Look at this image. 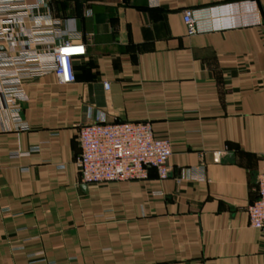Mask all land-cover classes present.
Returning <instances> with one entry per match:
<instances>
[{"label":"crops","instance_id":"crops-1","mask_svg":"<svg viewBox=\"0 0 264 264\" xmlns=\"http://www.w3.org/2000/svg\"><path fill=\"white\" fill-rule=\"evenodd\" d=\"M39 11L73 27L85 53L71 84L23 82L27 132L5 130L0 113V264H264L246 214L264 153V0H48ZM97 116L149 122L170 144L167 178L148 168L143 180L80 183L77 127Z\"/></svg>","mask_w":264,"mask_h":264},{"label":"built area","instance_id":"built-area-1","mask_svg":"<svg viewBox=\"0 0 264 264\" xmlns=\"http://www.w3.org/2000/svg\"><path fill=\"white\" fill-rule=\"evenodd\" d=\"M47 1L0 0V113L7 118L5 130H29L20 117L21 104L26 101L24 81L52 74L56 83L71 84L75 81L73 60L85 53L73 27L61 29L58 19L39 11ZM148 2L156 4V0ZM181 20L187 35L196 32L189 9L182 10ZM102 86L108 87L106 83ZM76 139L79 153L74 165L84 185L143 180L148 168L160 180L170 173L169 141L155 138L149 122L106 123L97 116L78 125ZM218 160L215 153L213 162ZM260 163L256 196L246 214L248 226L264 236V153ZM188 174L198 179L203 167L191 168Z\"/></svg>","mask_w":264,"mask_h":264}]
</instances>
